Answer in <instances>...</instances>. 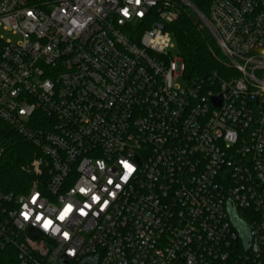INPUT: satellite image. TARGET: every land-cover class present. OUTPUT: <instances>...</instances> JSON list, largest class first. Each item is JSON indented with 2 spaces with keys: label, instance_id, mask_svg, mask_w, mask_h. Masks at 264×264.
<instances>
[{
  "label": "built area",
  "instance_id": "obj_1",
  "mask_svg": "<svg viewBox=\"0 0 264 264\" xmlns=\"http://www.w3.org/2000/svg\"><path fill=\"white\" fill-rule=\"evenodd\" d=\"M184 16L223 58L200 81ZM0 126L34 150L7 191L0 140L17 264H264V0H0Z\"/></svg>",
  "mask_w": 264,
  "mask_h": 264
},
{
  "label": "trees",
  "instance_id": "obj_2",
  "mask_svg": "<svg viewBox=\"0 0 264 264\" xmlns=\"http://www.w3.org/2000/svg\"><path fill=\"white\" fill-rule=\"evenodd\" d=\"M196 6L206 15L201 2L196 1ZM171 31L177 45L178 56L184 66V77L188 81H200L212 71L225 68L212 36L196 17H182L171 26ZM2 128L3 126H0V130H7ZM0 140L8 149L2 166L3 186L7 191L21 192L19 186H23L27 180L21 167L31 162L34 150L31 145L13 133L6 132ZM17 260L18 253L14 246L0 247V264H17Z\"/></svg>",
  "mask_w": 264,
  "mask_h": 264
},
{
  "label": "water",
  "instance_id": "obj_3",
  "mask_svg": "<svg viewBox=\"0 0 264 264\" xmlns=\"http://www.w3.org/2000/svg\"><path fill=\"white\" fill-rule=\"evenodd\" d=\"M238 229H239L241 235L244 237V239L246 241H248V231H247L246 227L241 224V225L238 226ZM84 264H97V261L96 260L87 261Z\"/></svg>",
  "mask_w": 264,
  "mask_h": 264
},
{
  "label": "snow or ice",
  "instance_id": "obj_4",
  "mask_svg": "<svg viewBox=\"0 0 264 264\" xmlns=\"http://www.w3.org/2000/svg\"><path fill=\"white\" fill-rule=\"evenodd\" d=\"M136 2L139 4L140 3V0H136ZM125 15H127L128 13H127V10H125V13H124ZM142 14V13H141ZM110 183H111V181H110ZM81 191H83V189H81ZM93 199L95 200V199H98V197H93ZM72 211V206L71 205H69L67 208H66V210H65V212L62 214V216H61V219H63L64 218V216L65 215H67L69 212H71ZM37 219H39V217H37ZM51 222L49 221V222H46V226H48L49 224H50ZM65 237H67V233H65Z\"/></svg>",
  "mask_w": 264,
  "mask_h": 264
},
{
  "label": "rangeland",
  "instance_id": "obj_5",
  "mask_svg": "<svg viewBox=\"0 0 264 264\" xmlns=\"http://www.w3.org/2000/svg\"><path fill=\"white\" fill-rule=\"evenodd\" d=\"M175 44H176V42H175ZM216 48H218V47L216 46ZM173 54L175 56H178L177 45H176V48L173 50ZM178 84L181 86L182 89H185L186 88V85H187L184 79H180L179 82H178ZM23 167H25V165L21 167V170H22Z\"/></svg>",
  "mask_w": 264,
  "mask_h": 264
},
{
  "label": "clouds",
  "instance_id": "obj_6",
  "mask_svg": "<svg viewBox=\"0 0 264 264\" xmlns=\"http://www.w3.org/2000/svg\"><path fill=\"white\" fill-rule=\"evenodd\" d=\"M124 13H125V10H124ZM134 171H135V168L134 167H128V173L129 174L133 173ZM72 254H74V253H72Z\"/></svg>",
  "mask_w": 264,
  "mask_h": 264
}]
</instances>
